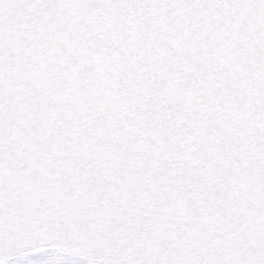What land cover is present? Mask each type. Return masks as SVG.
<instances>
[{
    "label": "snow or ice",
    "instance_id": "6c2138e0",
    "mask_svg": "<svg viewBox=\"0 0 264 264\" xmlns=\"http://www.w3.org/2000/svg\"><path fill=\"white\" fill-rule=\"evenodd\" d=\"M0 264H264V0H0Z\"/></svg>",
    "mask_w": 264,
    "mask_h": 264
}]
</instances>
